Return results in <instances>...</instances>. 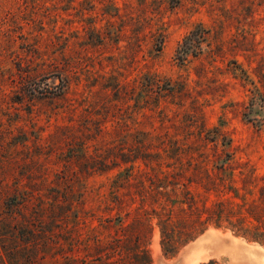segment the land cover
I'll list each match as a JSON object with an SVG mask.
<instances>
[{
    "label": "rangeland",
    "instance_id": "374dc122",
    "mask_svg": "<svg viewBox=\"0 0 264 264\" xmlns=\"http://www.w3.org/2000/svg\"><path fill=\"white\" fill-rule=\"evenodd\" d=\"M221 1L197 0L194 13L191 0L175 8L170 0H0V169L19 151L17 160L28 164L35 145L67 126L88 135L83 150L92 160L108 164L104 172L79 173L90 191L85 208H0V228L9 227L11 234L0 240V248L10 243L9 264H264V224L238 222L264 197V0H232L229 29L211 32L186 62L175 60L189 30L198 23L212 26L207 8H218ZM220 14L216 11L215 19L226 21ZM161 25L166 39L156 53L142 37ZM146 63L161 84L172 87L161 91L166 95L150 105L151 111L141 108ZM63 67L70 70L65 98L41 95L44 77ZM115 82L128 91L117 102L121 110H110L114 117L101 134L83 132L81 118L85 110L102 106L101 92L105 101L117 99L109 89ZM214 129L225 139L209 133ZM144 150L160 154L150 165L157 173L187 170L186 177L199 167L216 173L215 166L229 160L230 169L218 172L216 190L183 180L186 185L172 194L181 200L187 189L199 207L229 200L241 212L231 220L234 230L262 242L234 234L222 221V228L210 226L182 246L163 242L164 249L176 252L165 255L151 214L159 208H138L139 179L132 180L137 171L149 170L140 159L131 162ZM182 150L193 153L190 165L177 161ZM127 174L134 184L133 204L106 208L115 194H126L117 187ZM224 183L232 189L223 190Z\"/></svg>",
    "mask_w": 264,
    "mask_h": 264
},
{
    "label": "trees",
    "instance_id": "16d2710c",
    "mask_svg": "<svg viewBox=\"0 0 264 264\" xmlns=\"http://www.w3.org/2000/svg\"><path fill=\"white\" fill-rule=\"evenodd\" d=\"M184 1L170 0L171 6L169 7H178ZM198 6L197 0H191L190 9L194 13L198 12ZM232 8V0H222L218 8L211 6L207 8V15L212 21V26L207 27L203 23H198L189 30L178 43L175 51V60L179 64L186 62L189 55L196 56V53L201 51L202 45L209 39L211 32L219 28L223 31L229 29V26H227L229 22L227 21L231 20ZM216 11L221 13L220 17H224L226 21H217L214 17ZM217 23L218 25L216 26ZM92 27V30L96 31L99 35L100 29L97 30L95 25ZM165 39L166 33L162 25L157 31H150L142 37L143 44L151 45L152 50L156 53L161 51ZM143 68L146 69V72L140 77V88L144 96V105L141 108L144 111H151V108H149L150 105L152 103L156 105L159 99L166 95L162 94L161 91H171L172 87L169 83L167 85L165 83L164 85L163 83L161 84L160 79L150 73V68L147 63L144 64ZM69 73V67H66V69L63 67L59 71L56 70L46 75L44 77L46 83L43 89H41L40 94L45 97L52 96L54 98L59 97L64 99L65 93L69 90ZM109 87H111L109 89L117 99L105 101L107 96L101 92L102 106L98 109L93 108L92 111L85 110L86 112L81 118L83 132H89L92 129L98 135L101 134L104 130L103 125L107 122L108 117H114L112 113L114 114L115 112L111 113L110 110L116 109L117 112L121 110L117 102L123 100L128 95L126 86L115 82L113 86L110 85ZM107 88L108 86H105L103 90H107ZM92 105L96 106L95 103ZM89 107H91L90 104ZM99 115L101 116L97 118ZM143 117L145 119L150 118L144 115ZM121 124L122 122H118L116 126L120 128ZM114 131L116 132L115 129ZM209 133H214L215 136H221L222 139H225V136L220 134L218 129L209 131ZM212 139L214 137H211L209 140L213 141ZM85 140H90V138L88 135L80 133L79 130L68 126L60 127L45 139V143L42 146H34L33 154L28 164L24 160H20V162L17 160L22 155V151L15 152L13 155L11 153L12 158L8 162L6 169H0V208H6L7 212L11 208H85L90 191L85 184L87 178H81L79 173H91L94 169L104 172L108 169V164L105 163L104 159L92 160L86 150H83ZM229 144L230 140H228L226 145ZM62 146H66L67 152L64 151ZM140 148L147 149L145 145H142ZM187 149L191 150V147H187ZM43 155L45 156L43 162H39V158L34 159V157ZM159 155V153L151 154L144 150L140 156H133L134 158L131 162L140 159L143 165L149 168V170L137 171L133 175L132 180L139 179L136 182L138 190L135 192L139 197L138 208H159L157 210H151V214L157 219V225L162 236V248L164 247L163 242L170 243L173 241V244H176L179 241L178 246H182L194 241L203 235L210 226L216 229L222 228V221L228 223V227L225 228H228L234 234L241 235L250 241L258 240L256 236L248 237L244 233H241V231L234 230L237 226L231 220L238 215L240 216L241 212L229 200L216 202L210 207H199L194 195L187 189H185L181 200H178L177 195L172 194V189L186 185V183H182L183 180H186L188 183H195L202 188L207 184L211 190H216L220 186L218 181L221 180L218 177V172L230 169L228 164L229 160L223 165L215 166L216 173L213 170L209 171L207 168L199 167L200 169H193L191 177H186L187 170L174 172V169L171 173H157L150 168L151 163L154 162L152 157H158ZM224 155L229 157L228 153H224ZM52 159L56 162L52 161ZM176 159L177 161L185 160L189 165L194 161L193 153L186 152V150H182L176 154ZM216 160H219V157H216ZM58 163H61L60 167H58ZM132 169L130 167L127 172ZM130 177L131 175L127 174L126 179L117 187V191L121 188L126 189V194H115L113 196L112 206L109 205L106 208L131 207L134 200V193L131 194V189H133L134 184L130 183ZM145 178L149 181L150 187L148 189L144 187L142 181ZM222 186L223 190L227 189L229 191L232 189V186L229 184L224 183ZM168 187H172L171 192L166 191ZM262 205H264V197H262L260 203L255 202L251 208L245 209L242 217L238 219V222L242 223V221L250 219L262 226L264 224V208ZM0 231H3L0 234V240L11 237L9 227L0 228ZM173 231L177 234L175 239H173ZM9 245L10 243L7 245L4 242L1 243L0 264H9V260H6L10 255ZM33 247L37 248V244L33 243ZM163 251L168 256L176 253L164 248Z\"/></svg>",
    "mask_w": 264,
    "mask_h": 264
}]
</instances>
